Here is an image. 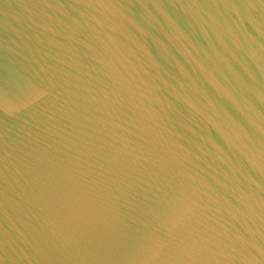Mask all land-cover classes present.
Segmentation results:
<instances>
[{
    "label": "water",
    "instance_id": "obj_1",
    "mask_svg": "<svg viewBox=\"0 0 264 264\" xmlns=\"http://www.w3.org/2000/svg\"><path fill=\"white\" fill-rule=\"evenodd\" d=\"M0 264H264V0H0Z\"/></svg>",
    "mask_w": 264,
    "mask_h": 264
}]
</instances>
